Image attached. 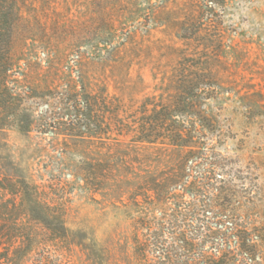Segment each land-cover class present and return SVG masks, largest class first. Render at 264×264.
<instances>
[{"label":"rangeland","instance_id":"374dc122","mask_svg":"<svg viewBox=\"0 0 264 264\" xmlns=\"http://www.w3.org/2000/svg\"><path fill=\"white\" fill-rule=\"evenodd\" d=\"M184 72L213 82L196 103L227 164L212 175L227 183L200 197L217 207L199 216L244 223L264 244V0H0V81L8 79L7 92L0 86V228L11 229L15 207L14 217H26L20 203L31 202L34 183L40 201L62 206L78 264H134L131 218L140 215L112 205L110 184L88 185L86 162L125 152L117 141L129 142L155 105L171 102L172 80ZM98 94L104 112L92 103L90 117L82 105ZM149 156L139 172L171 165Z\"/></svg>","mask_w":264,"mask_h":264},{"label":"trees","instance_id":"16d2710c","mask_svg":"<svg viewBox=\"0 0 264 264\" xmlns=\"http://www.w3.org/2000/svg\"><path fill=\"white\" fill-rule=\"evenodd\" d=\"M192 21V33L195 34L199 29L194 18ZM186 27L184 30L188 29ZM4 77L0 86L7 92L8 79ZM208 78L195 80L186 72L178 74L172 80L175 89L171 102L155 105L152 113L140 122L129 142L115 138L117 146L125 144V152L120 153L117 147L104 158L86 162L88 185L99 190L103 183L110 184L112 205L124 203L129 208L134 207L140 215L131 218V226L135 228L132 236L134 264H264V244L259 242L258 234H252L244 223L223 217L208 221L199 216L200 212H212L217 207L215 199L200 197L205 196L207 189L214 188L216 183H227L212 176L215 169L224 168L227 164L217 151L220 141H216V135L206 136L202 122L206 115L196 103L203 97L208 85L213 83L207 82ZM105 100L98 94L93 101L90 98L84 102L82 107L91 117L92 103L100 112L103 109L99 106L106 104ZM79 111V116L86 115L83 109ZM75 115L78 116V113ZM99 116L104 119V113L95 114L97 124L101 125L104 120H100ZM118 117L117 114L115 119L118 120ZM185 117L196 119L190 121ZM119 125L124 124L119 122ZM206 127L210 132L217 131V126ZM159 144H167L173 154H163L164 146ZM152 152L164 156V160L168 156L167 162L171 158V165L160 172L149 165L143 173L139 172L137 164L152 162L154 158L149 156ZM216 188L222 189L221 186ZM151 191L154 194H149ZM127 192L129 201L124 202L122 198ZM38 193V185L30 184L25 196L31 202H23V197L20 203L26 217H14L17 213L15 207L10 211L13 217L6 221L11 224V229L5 232V227L0 228V264H78L62 206L50 200L40 201ZM188 193L193 198L199 197L188 202L185 200ZM171 202L175 205L173 208L170 207ZM17 203L14 199V206ZM157 212H161L162 216H154ZM194 222L198 227L188 231L186 227L193 226ZM202 227L208 231L196 229ZM207 245L214 250H207ZM125 264L133 262L129 260Z\"/></svg>","mask_w":264,"mask_h":264}]
</instances>
